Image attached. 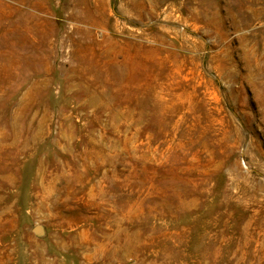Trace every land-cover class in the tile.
I'll list each match as a JSON object with an SVG mask.
<instances>
[{
	"label": "rangeland",
	"instance_id": "1",
	"mask_svg": "<svg viewBox=\"0 0 264 264\" xmlns=\"http://www.w3.org/2000/svg\"><path fill=\"white\" fill-rule=\"evenodd\" d=\"M0 264H264V0H0Z\"/></svg>",
	"mask_w": 264,
	"mask_h": 264
}]
</instances>
